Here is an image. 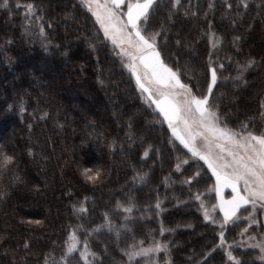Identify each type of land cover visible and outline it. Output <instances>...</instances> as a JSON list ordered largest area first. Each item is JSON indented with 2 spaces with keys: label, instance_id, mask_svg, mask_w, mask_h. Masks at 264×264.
<instances>
[{
  "label": "trees",
  "instance_id": "1",
  "mask_svg": "<svg viewBox=\"0 0 264 264\" xmlns=\"http://www.w3.org/2000/svg\"><path fill=\"white\" fill-rule=\"evenodd\" d=\"M246 3L157 0L146 27L161 33L162 59L195 95L208 94L209 67L216 70L209 103L222 127L239 131L246 123L262 134L264 0ZM209 23L218 43L210 42ZM250 58L256 65L237 79ZM0 146L15 157L0 199V264H45L46 257L66 264L71 233L78 249L87 240L95 253L88 264H139L123 251L153 240L167 246L169 264H232L194 199L213 200L206 195L212 176L144 103L118 51L77 0L0 7ZM96 163L104 177L92 183L82 172ZM242 226L226 231L227 242ZM233 254L241 264H261L253 251ZM68 260L85 264L80 251Z\"/></svg>",
  "mask_w": 264,
  "mask_h": 264
},
{
  "label": "snow or ice",
  "instance_id": "2",
  "mask_svg": "<svg viewBox=\"0 0 264 264\" xmlns=\"http://www.w3.org/2000/svg\"><path fill=\"white\" fill-rule=\"evenodd\" d=\"M241 2L244 7L248 6L246 0ZM81 3L95 17L105 38L119 49L118 54L127 58V67L131 70L138 89L147 94L148 100L159 110L175 139L188 149L193 157L202 160L215 177L218 203L212 205L211 211L201 201V193H197L194 199L201 201L200 208L205 220L216 223L211 212H214L217 207L223 213V221L220 222L222 231L219 233L221 246L225 243L223 230L229 224L243 225L240 235L244 239L241 243L258 249L259 258L264 260V225H260L257 215L258 212L264 211V133L256 134L250 131L246 123L239 131L226 126L220 127L219 117L211 111L209 103L213 86L217 82V73L214 68L209 67L211 82L208 84V94L197 96L194 94V89L182 83L177 72L167 66L162 59V50H158L157 37L161 33L149 34L146 27L157 0H81ZM178 4L179 0H173L174 7ZM0 7H7V0ZM228 7L230 8L231 5L229 4ZM32 8L33 5L29 4V13ZM123 8H126V11H123ZM208 34L214 38L210 42L213 44L219 42V38L212 32L211 23H209ZM239 39V37L235 38V40ZM179 43L180 41L177 40V44ZM256 63L254 59H248L239 68L237 79H244V73L253 68ZM260 107L264 109V102ZM260 114L264 117V111ZM193 126L203 131L194 132ZM198 136H203L206 150H201L195 145L194 141ZM225 144L231 145V148L226 149ZM216 149H219V152ZM147 154L145 152V155ZM29 155H32L31 151ZM90 172V169L85 168L82 175L89 182L99 181L98 174H89ZM16 179L19 180V177L17 176ZM223 188H231L230 199H224L221 195ZM3 196L4 193L0 192V199ZM246 206H251V209L249 210ZM159 207L160 205L157 204V208ZM35 223L39 224L40 221ZM253 225H257L258 228L252 229ZM3 240L4 236L0 235V241ZM78 243L80 241L75 233L69 234L61 261L70 264L68 257L76 251H80V257L85 260V264H88L87 255L95 257V253L89 252L87 240L84 241L82 250L77 248ZM28 247V242H25L24 248ZM231 249V245L225 249L228 260L232 264H241V260L232 253ZM162 250L167 254V246L155 240L147 247L144 246V241H140L139 245L133 243L125 249L123 255L132 261L138 256L151 258ZM45 264H48L47 257ZM150 264H155V261L150 260Z\"/></svg>",
  "mask_w": 264,
  "mask_h": 264
},
{
  "label": "rangeland",
  "instance_id": "3",
  "mask_svg": "<svg viewBox=\"0 0 264 264\" xmlns=\"http://www.w3.org/2000/svg\"><path fill=\"white\" fill-rule=\"evenodd\" d=\"M77 1L81 3V0H77ZM81 4H82V3H81ZM84 7H85V6H84ZM122 10H123V11H126V8H123ZM91 14H92V13H91ZM92 16H93V15H92ZM93 18H94V20H95V17H94V16H93ZM95 21H96V20H95ZM97 25H98V24H97ZM98 26H99V25H98ZM99 28H100V26H99ZM100 30H101V29H100ZM101 32L103 33L102 30H101ZM103 35H104V33H103ZM107 41H108V42L112 45V47L115 48V49L118 51V53H119V49L116 48V47L111 43L110 40H107ZM119 56H120V55H119ZM120 58H121V60H123L124 65H125L126 69L128 70V72L131 73V70L127 67V64H128V60H127V58H124V57H121V56H120ZM131 74H132V73H131ZM140 92H141V91H140ZM141 94H142V99H143L144 103H145L146 105L150 106L151 109H153L155 112H158V113L160 114V112H159V110L156 108V106H155L154 104H151V102L148 100V98H147V94H144V93H142V92H141ZM160 115H161V114H160ZM161 117H162L163 120H164V117H163L162 115H161ZM164 122H165V120H164ZM165 123H166V125H167V127H168L167 122H165ZM219 125H220V123H219ZM220 127H222V126L220 125ZM168 129H169V127H168ZM169 130H170V129H169ZM193 131H194V132H197V131H203V130L197 128L196 126H193ZM170 132L172 133L171 130H170ZM172 136H173V135H172ZM173 137H174V136H173ZM174 139H175V137H174ZM175 140H176V139H175ZM176 141H177L179 144H181L178 140H176ZM194 143H195V145H196L198 148H200L201 150H206V148H205V141H204V139H203V136H198V137L196 138V140L194 141ZM181 145H182V144H181ZM182 146H183V145H182ZM183 147H184V146H183ZM224 147H225L226 149H227V148H231V145L225 144ZM184 148H185V147H184ZM185 149H186V148H185ZM186 150L188 151V149H186ZM216 151L219 152V149H216ZM188 152H189V151H188ZM189 153H190V152H189ZM190 154H191V153H190ZM224 155L226 156L227 153L225 152ZM192 157H193V156H192ZM194 159H195V160H198V161H200V162H202V164L206 166L207 170L209 171L210 175L212 176L211 171L208 169L207 165L204 164V162H203L202 160H200V159L197 158V157H194ZM212 178H213V185L211 186V188L209 189V191L206 193V195H208L209 197H212L213 200L210 202V199H211V198H209L208 201H202L210 211H211V209H212V205H215V204L218 203V201H217V197H216V192H215V183H216V181H215V177L212 176ZM221 195L224 197V199H230L231 196H232L231 188H223V189H222V193H221ZM200 203H201V201H200ZM200 203H199V207H198V209H199V213L201 214L203 220H204L206 223H208V224H211V225H213V226H216L217 229H218V237H219L218 247H219L220 250H222V251L225 253V249H226L229 245H231V246H232V249H231V250H232V253H234L235 250H248V251H253V252H255L256 255H257L256 260H257L259 263L264 264V260H261V259L259 258V250H258V249H253V248L247 246L246 243H245V244H242V243H241V241L244 239V238L240 235V231H241V229H239L236 238H235L232 242H227V240H226V231L229 230L232 226H234V225H232V224H229V225L226 227V229L223 230V231H224V235H225V243L223 244V246H221V238H220L219 233L222 231V229H221V227H220V222L223 221V213H221L220 210H219V208L217 207V208L215 209L214 212H211V215H212L213 219L216 220V223H212L210 220H205V218H204V214H203V211H202L201 208H200ZM246 207H248L249 210L251 209V206H246ZM243 214H244V215H247V213H243ZM257 215H258V220H259V222H260V225H264V211H260V212H258ZM245 223H246V222H245ZM256 228H258L257 225H253V226H252V229H256ZM252 229H250V231H251ZM77 246H78V244H77ZM163 253H165V252L162 250V251H160L159 253L153 255L151 258H150V257H144V256H138V257H135V258L131 261V263H132L133 261H135V260H141L139 264H150V260H151V261H155V264H169V263H168L167 255H166V254L163 255ZM88 257H89V255H87L86 259H88ZM226 257H227V256H226ZM227 259H228V258H227ZM83 261L85 262L84 259H83ZM228 262L232 263V262L229 261V260H228Z\"/></svg>",
  "mask_w": 264,
  "mask_h": 264
},
{
  "label": "clouds",
  "instance_id": "4",
  "mask_svg": "<svg viewBox=\"0 0 264 264\" xmlns=\"http://www.w3.org/2000/svg\"><path fill=\"white\" fill-rule=\"evenodd\" d=\"M15 165V157L12 154H9L6 149H3L2 146H0V192L5 191V186L3 184L4 177L11 171L14 170ZM90 169L92 173L98 174V180L103 179L104 177V169L101 164L96 163L90 167H85L84 169Z\"/></svg>",
  "mask_w": 264,
  "mask_h": 264
}]
</instances>
